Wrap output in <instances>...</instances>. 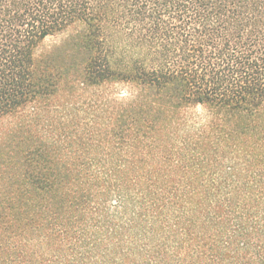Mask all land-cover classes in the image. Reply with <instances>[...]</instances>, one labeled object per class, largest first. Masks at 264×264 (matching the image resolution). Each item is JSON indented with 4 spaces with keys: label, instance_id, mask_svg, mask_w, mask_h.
<instances>
[{
    "label": "trees",
    "instance_id": "16d2710c",
    "mask_svg": "<svg viewBox=\"0 0 264 264\" xmlns=\"http://www.w3.org/2000/svg\"><path fill=\"white\" fill-rule=\"evenodd\" d=\"M0 264H264V0H0Z\"/></svg>",
    "mask_w": 264,
    "mask_h": 264
},
{
    "label": "rangeland",
    "instance_id": "374dc122",
    "mask_svg": "<svg viewBox=\"0 0 264 264\" xmlns=\"http://www.w3.org/2000/svg\"><path fill=\"white\" fill-rule=\"evenodd\" d=\"M65 34H68V33H63V34H60L59 36L47 38L46 46H50V45H53L54 43L58 42L61 38H63L65 36ZM114 93H115V96H117L119 98H126L129 95L127 88L124 85H117V88L115 87ZM83 106L85 107V105H83ZM80 114L83 115L84 112L80 111Z\"/></svg>",
    "mask_w": 264,
    "mask_h": 264
}]
</instances>
